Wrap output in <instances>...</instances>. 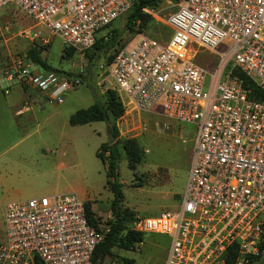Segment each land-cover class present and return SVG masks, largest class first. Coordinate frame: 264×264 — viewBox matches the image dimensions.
<instances>
[{"label":"built area","instance_id":"2783aa9c","mask_svg":"<svg viewBox=\"0 0 264 264\" xmlns=\"http://www.w3.org/2000/svg\"><path fill=\"white\" fill-rule=\"evenodd\" d=\"M132 1L0 0V7L17 6L84 57L96 31ZM165 23L164 41L137 33L98 63L123 107L158 106L162 116L194 129L176 209L136 216L128 228L168 236L161 264H227L230 246V264H264V98L251 95L235 72L264 95V0H176ZM19 33L27 37L28 28ZM199 48L217 55L210 69L195 61ZM26 56L13 58L4 76L44 89L49 102H61L86 72L78 65L53 79ZM98 225L87 221L83 199L72 190L9 200L2 209L0 264H92L108 229L105 221Z\"/></svg>","mask_w":264,"mask_h":264},{"label":"rangeland","instance_id":"374dc122","mask_svg":"<svg viewBox=\"0 0 264 264\" xmlns=\"http://www.w3.org/2000/svg\"><path fill=\"white\" fill-rule=\"evenodd\" d=\"M175 2L157 0L151 7V17L141 25L139 31L124 25L127 12L115 17L96 32L98 40L105 42V47L89 61L77 54L67 59L61 58L63 43L59 36L36 24L30 15L15 5L12 11H7L4 6L0 8V17L4 18L1 23L7 25L8 32H14V58L23 57L28 46L36 45L49 65L64 71L50 72L49 77L53 79L71 75L78 65L87 70L79 83L64 93L61 102L47 101L41 110L35 112L34 128L32 131L29 128L28 134L14 133L13 137L10 127L3 125L6 121L0 109V146L7 147L3 155L8 159V166L14 151V178L9 177L7 181V200L72 190L83 202H89L93 215L101 222L110 218L112 193L105 183L103 164L95 155L98 144L107 140L106 123L93 120L69 124L67 118L74 109L91 103L95 96L101 99L106 87H113L111 77L106 70L98 68V63L105 60L117 46L129 42L137 33L154 35L160 41L168 37L170 30L165 17L174 9ZM26 28L27 37L19 33ZM35 31L37 35L33 36ZM89 50L93 51L94 47ZM216 58V54L199 48L195 61L210 69ZM1 66L0 63V71ZM10 83L17 84V79L7 80L0 72V96L2 88ZM159 112L158 106L152 111L123 107V113L115 120L119 138L133 137L141 150V158L133 169L126 166L121 150L116 166V179L123 194L120 206L131 210L134 217L153 215L161 209L175 210L189 167L193 125L166 118ZM21 135L25 136L13 144V140ZM57 159L63 162L59 167L54 165ZM133 218L124 224L128 226ZM167 242L168 236L164 233L144 232L137 249L113 245L98 264H107L114 256L129 257L132 264H161Z\"/></svg>","mask_w":264,"mask_h":264},{"label":"trees","instance_id":"16d2710c","mask_svg":"<svg viewBox=\"0 0 264 264\" xmlns=\"http://www.w3.org/2000/svg\"><path fill=\"white\" fill-rule=\"evenodd\" d=\"M156 1L157 0H133L130 7L126 10L127 15L124 21V25L129 29H135L139 31L141 25L151 17L150 14L143 11L141 7H153ZM107 25L108 24H106L105 26ZM104 43L105 42L103 40H98L95 33L92 44L84 50V57L86 58V60L89 61L93 56H96L98 51L105 47ZM121 45L117 46L113 50V52L108 54L105 60L109 61ZM92 46L94 47V50L90 51L89 49ZM25 54L34 64H37L44 70L64 72L63 70L54 68L49 65L41 57L40 49L36 45L28 46L26 48ZM73 54H75V50L73 47L62 44L60 50L61 58L67 59L72 57ZM85 71V73H87V70ZM235 72L241 77L242 84L244 86L250 87L251 95L257 98H264V95L256 89L254 83L248 76L243 75L237 69L235 70ZM68 73L69 72H65V74ZM122 113L123 105L116 90L113 87H106L101 99L95 96L91 103L84 107H78L74 109L67 118V122L69 124H79L93 120H102L105 123H110L111 134L113 136L112 142H108L107 140L101 141L95 150V155L99 157L101 163L103 164L105 172V183L107 188L112 193V198L109 202L111 216L110 218L104 220L108 224V229L103 232L101 240L94 247L93 254L91 256L92 264H98L99 259L107 254L111 246L113 245H118L122 248L130 249V247L133 246L136 241L141 240L142 235V232L129 229L128 226L124 224L134 216L131 210L127 209L126 207L120 206V201L122 200L123 194L120 189V182L116 179V166L120 150L125 157L126 166L130 169H133L136 163L141 158L140 146L137 144L136 140L133 137L119 138L118 136V128L115 120ZM117 143H119V147H117ZM83 205L87 221L92 223L95 227L99 226V218L93 217V212L90 209L89 202H83ZM224 255L227 264H230L235 255L233 247H228L225 250ZM114 257H117L119 260H121V264H132V259L129 257Z\"/></svg>","mask_w":264,"mask_h":264},{"label":"crops","instance_id":"0c3cea01","mask_svg":"<svg viewBox=\"0 0 264 264\" xmlns=\"http://www.w3.org/2000/svg\"><path fill=\"white\" fill-rule=\"evenodd\" d=\"M14 5L7 4L3 8L7 11H12ZM1 8V7H0ZM3 17H0V37H2V45H0V63L1 74L4 76V70L11 65L14 58V32H8ZM36 32V31H35ZM5 79H7L4 76ZM9 80V79H7ZM1 88V86H0ZM2 95L0 96V109L4 112L6 123L3 125L9 126L14 133H29V128L32 131L34 128L35 112L43 108L44 103L48 100L46 98L45 90L36 88L34 86L24 85L17 80V84L10 83L6 88H2ZM49 102V101H48ZM25 135L16 137L14 142L18 141ZM5 146H0V224H2V209L5 202L9 201L6 198L7 181L14 178V151L11 164L8 166V159L3 155L6 151ZM10 163V162H9ZM63 164L61 159H57L54 163L55 167Z\"/></svg>","mask_w":264,"mask_h":264},{"label":"water","instance_id":"95a60500","mask_svg":"<svg viewBox=\"0 0 264 264\" xmlns=\"http://www.w3.org/2000/svg\"><path fill=\"white\" fill-rule=\"evenodd\" d=\"M106 135H107V141L112 142L113 136L111 134L110 123H106Z\"/></svg>","mask_w":264,"mask_h":264}]
</instances>
